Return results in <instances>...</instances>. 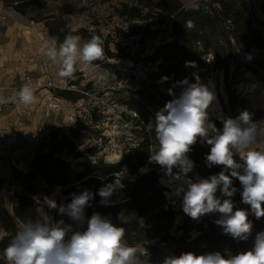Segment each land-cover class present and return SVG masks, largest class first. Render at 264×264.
Returning <instances> with one entry per match:
<instances>
[{"label": "trees", "instance_id": "1", "mask_svg": "<svg viewBox=\"0 0 264 264\" xmlns=\"http://www.w3.org/2000/svg\"><path fill=\"white\" fill-rule=\"evenodd\" d=\"M117 1L113 8L117 17L127 22L147 21L141 23L140 29L136 31L142 36L137 41L139 44L137 54L145 53L143 50L145 38L154 32L151 29L152 25L168 24L172 36L171 41L158 44L152 53L144 55L145 59L157 62L156 69L150 75V83L133 96L122 99L139 115V119H135L134 123L139 125L140 120L143 122L138 145L115 162H106L102 159L94 162L85 161L81 164V171L74 174L64 155H73L77 158L92 155L94 150L80 149L84 142L83 135L78 130L61 124L52 127L47 140L35 147L26 176L30 179L40 178L50 189L63 188L65 198L56 201L58 205H67L72 200V194L78 195L84 190L96 194L86 209V217L90 218L93 213H99L117 226L123 227L127 245H142L146 248L147 255L141 256L146 262L163 264L167 257H178L184 252H194L197 255L220 252L228 256L226 252L234 255L251 249L256 234L264 232V217L256 219L250 211V206L241 202V186L237 179L233 178V186L238 191L231 199L238 203V209L249 211L252 232L247 240L233 239L230 235L224 234L222 228L215 223L216 220L206 217L202 222H196L189 216L184 217L179 226L181 234L174 238L168 230L179 213L163 209V189L157 185L156 172L160 166L149 161L150 155L158 149L154 130L155 113L163 108L167 101L173 99L170 91L176 95L182 91L179 82L187 79L189 84L194 83L195 74L202 75L209 68L221 71L224 82H227L229 60L237 52L249 53L253 48L264 49V37L257 29L247 0H197L195 7H186L182 0ZM3 3L22 17L34 23H42L50 40L57 41V46L68 35H79L85 38V41L92 35L100 36L103 41L104 59L94 61L92 63L94 65L105 64L107 58L128 56L119 42H113L111 47L109 39L102 38L98 32H91L82 27L70 29L61 16L48 12L44 0H3ZM261 10L264 15V0ZM187 21H191L194 26L187 28ZM186 62H194L195 66H186ZM256 62L258 64L256 67L246 68L252 74H258L259 69L264 73V57L262 61ZM260 80L264 84V74L260 76ZM225 86L227 100L221 101V110L225 117L235 118L246 107L247 102L241 95L235 93V89H229L226 84ZM56 95L70 101L80 97L78 93L66 90L57 91ZM135 102L150 113L148 119L135 108ZM150 123H153L151 129L148 126ZM214 124L219 129L222 128L221 121L216 120ZM208 151L209 146L198 139L189 153L193 167L186 178L195 181L223 170L222 166L209 168L206 165L205 155ZM234 158L242 162L239 154ZM145 164L149 167L145 174L137 175L133 181L127 180L122 184L121 200L109 204L101 203L98 190L111 184L113 176L124 169L131 175ZM173 171L179 172L180 169L174 168ZM2 183L3 179H0V189ZM216 196L221 202L227 199L219 190ZM43 211L47 212L46 207L44 204L39 205L35 190L30 185L24 184V193L19 196L16 194V201L10 211L6 207L5 198L0 194V230L4 233L0 237V252H3L24 222L31 220L44 223ZM51 214L54 224L61 219L70 224V218L59 214L58 209H52ZM86 227L87 224L84 223L81 231L86 230ZM191 230H196L198 234L191 237L189 234ZM152 240H157L156 244H165V247L150 243ZM0 264L7 262L1 261Z\"/></svg>", "mask_w": 264, "mask_h": 264}, {"label": "clouds", "instance_id": "2", "mask_svg": "<svg viewBox=\"0 0 264 264\" xmlns=\"http://www.w3.org/2000/svg\"><path fill=\"white\" fill-rule=\"evenodd\" d=\"M193 26L191 21L186 22L187 28ZM81 41L79 35H68L58 46L55 39L51 44L43 45V54L53 64H59L58 75L61 78L73 79L77 63L91 65L104 59L100 36L92 35L90 39ZM186 66L194 67L195 64L186 62ZM179 83L182 91L178 95L170 91L173 99L155 113L158 149L150 155L149 161L165 171L168 177L166 186L175 184L166 196L180 197L186 215L199 220L206 214L219 212L223 216L215 223L224 234L233 239L247 240L252 232V223L248 210H233L231 198L238 191L233 186V178L241 186V202L250 206L256 219L264 217V121H253L252 113L243 110L235 118H223L222 128L215 135H210L209 109L216 100L215 92L199 81L189 84L185 79ZM18 101L25 106L36 102L30 85L26 84L19 90ZM148 126L153 128V123ZM198 139L209 146L205 155L206 165L209 168L222 166L223 170L193 181L186 177L193 167L189 153ZM236 154L240 155L242 162L234 158ZM174 168L180 171L174 172ZM177 181L180 183L176 184ZM218 190L227 199L221 202L216 196ZM114 191L112 184L100 188L97 194L101 203H108ZM95 195L89 190L72 194L67 205H58L55 199L45 196L44 203L48 208L58 209L59 214L67 215L73 222L86 223V230H73L72 225L62 219L55 224L24 222L3 250L7 264H144L141 256L147 255L146 248L127 245L123 227L99 213L86 217V209ZM195 235L193 233V237ZM163 264H264V232L256 234L251 249L234 255L184 252L178 257H167Z\"/></svg>", "mask_w": 264, "mask_h": 264}, {"label": "rangeland", "instance_id": "3", "mask_svg": "<svg viewBox=\"0 0 264 264\" xmlns=\"http://www.w3.org/2000/svg\"><path fill=\"white\" fill-rule=\"evenodd\" d=\"M46 2V9L50 14L61 16L66 25L72 29L76 30L78 28H86L91 32H98L102 38H108L110 41V46L113 47V42H119L120 45L124 48L126 52L137 53L138 48L135 46L142 36L137 34V30L140 29L139 25L147 21H134L127 22L124 19L117 17L114 14L113 8L117 5V0H44ZM186 7H195L197 5V0H182ZM248 6L252 16L255 18L256 26L261 35L264 37V15L261 10L262 0H247ZM0 5H4L3 0H0ZM0 7V30H2L10 20V15H8L4 6ZM11 11V10H7ZM13 15V14H12ZM16 17V16H15ZM24 21L28 19L23 17ZM29 21V20H28ZM41 24V23H38ZM37 24V25H38ZM36 25V23H35ZM153 33L150 37L145 38L144 52L145 54H150L154 48L163 42L171 41V31L168 24L157 25L154 24L151 26ZM85 38H82L81 42H84ZM1 46V44H0ZM2 54V53H1ZM251 56V59L248 57ZM264 57V49L253 48L249 53H236L233 58L229 60V76L227 82H224L221 71L217 69L209 68L204 74L196 75L195 81H199L202 84L208 85L215 92L216 100L209 109V118L208 123L210 125L209 133L210 135H215L216 131L219 129L215 126L214 121H221L224 116L221 110V101L226 102V85L229 86V89H235V93L241 95L247 102L246 107L243 110H247L252 113L253 121L259 122L264 121V84L260 80V76L263 75L262 70H258V74H252L246 67L252 66L256 67L258 64L256 61H262ZM80 64V63H78ZM83 66L82 64H80ZM112 68L113 65H100L95 67L94 70L97 76H104L106 74L105 68ZM110 70V69H109ZM120 99H124L125 96H119ZM135 108L139 109L140 112L144 115L145 119L150 117V113L144 109V107L135 102ZM242 110V111H243ZM241 112V111H240ZM60 123L59 125H61ZM58 125V126H59ZM50 127L53 124H49ZM29 141L23 139H14L11 141L12 147L16 150L17 155L9 156L10 161H14V166L11 170L10 179L8 173L5 169L1 168L0 161V179H3L1 185V190L8 189V186L14 184L16 188L17 195L24 193V184L30 185L35 190L36 199L39 202V205L44 204V197L48 196L55 201H61L65 198L63 188H47L44 182L40 178L30 179L26 176L28 158L30 154L27 152ZM64 158L69 161L71 165V170L74 174L81 171V164L85 161H90L91 159H102L101 156L96 155L94 158H89L87 156H80L75 158L73 155H64ZM109 161H114V158L108 157ZM130 174L127 171H122L111 179V184L115 186V191L113 195L109 198V203L117 202L122 199L123 191L122 184L128 180ZM8 201V198H6ZM51 211H43V220L45 224H54ZM219 214V212H217ZM184 217H188L183 210L176 216L172 222L171 227L169 228V233L175 237H178L181 234L179 226L181 225ZM209 218L210 214L202 216L200 219ZM196 221V220H195ZM197 222V221H196ZM70 224L73 227V230H81L83 225L78 222H73L70 220ZM196 231V230H191ZM157 240H152L150 243L156 244ZM156 245L164 246L163 243H157ZM168 246V245H167ZM228 255L230 253L226 252ZM142 259V258H141ZM143 260V259H142ZM6 261L3 252H0V262ZM7 262V261H6Z\"/></svg>", "mask_w": 264, "mask_h": 264}, {"label": "built area", "instance_id": "4", "mask_svg": "<svg viewBox=\"0 0 264 264\" xmlns=\"http://www.w3.org/2000/svg\"><path fill=\"white\" fill-rule=\"evenodd\" d=\"M135 46L139 49L138 42H135ZM127 54L128 56L123 58H107L106 65H113V67L105 68L104 70L107 72L104 76L96 75L94 68L99 67V64H82L83 66H81L77 63L75 65L73 79L61 78L58 75L59 64L57 63L58 72L56 76L48 78L42 85L43 88L54 94L57 91L66 90L80 95L77 100L68 103L71 112L62 124L78 130L83 135L84 142L80 149L91 148L94 150L92 155L87 156L89 158H94L96 155H99L106 162L118 161L131 149L135 148L141 139L139 132L143 122L140 120L139 125L134 123L135 119H139V115L136 111L130 109L119 96L123 95L125 96L124 99H127V97L136 94L142 87L147 86L150 83L151 73L156 69L157 62L145 59V53L137 54L136 52L132 53L130 51ZM24 80L26 82L30 81L31 77L26 74L24 75ZM89 84L90 86H88ZM14 88L20 90L18 87ZM2 89L4 87L0 83V90ZM17 107L20 109L22 105L19 103ZM49 107L56 113H61L64 110V106L60 104V101L50 104ZM9 129L10 127L7 123H1V168L7 171L10 179L14 163L9 159L10 154L8 152V141L6 137ZM50 129L49 127H42L33 133L27 147V152L32 154L35 147H38L42 141H46ZM150 149L152 150L153 147L151 146ZM108 157L114 158V161H109L107 159ZM95 160L97 159L94 158L90 161L94 162ZM148 170L149 167L147 164L138 167L137 171L129 176L128 181H133L137 175L145 174ZM123 171H126V169ZM156 172L157 185L163 189V209L180 213L183 210L181 198L166 196V193L170 194L172 192L175 184L166 186L168 177L161 167ZM178 183L180 182L177 181L176 184ZM0 194L5 198L7 209L11 208L14 201H16L17 192L15 185L12 184L8 189L3 191L0 189ZM6 198L9 200L7 201ZM233 204L238 209V203L233 201ZM44 205L46 211L51 210L45 203ZM222 216L220 213L213 212L210 213L209 219L217 220L221 219ZM202 220L199 219L196 221L202 222ZM193 233L198 234L197 231H189L191 237H193ZM143 261L144 264H155L146 262L145 260Z\"/></svg>", "mask_w": 264, "mask_h": 264}, {"label": "crops", "instance_id": "5", "mask_svg": "<svg viewBox=\"0 0 264 264\" xmlns=\"http://www.w3.org/2000/svg\"><path fill=\"white\" fill-rule=\"evenodd\" d=\"M3 6L5 12L10 15V20L0 30V83L4 87L0 90V125L7 123L10 127L6 137L11 156L17 155L19 151L12 147V140L24 138L30 141L31 135L39 128L64 123L71 112L68 107L71 101L42 87L48 78L55 77L58 72L57 65L43 54V45L51 44L52 41L42 23L35 25L30 20L24 21L10 6ZM26 74L31 77L30 81L24 80ZM26 84L33 88L36 102L28 106L22 105L19 109V90L14 87L21 89ZM59 101L64 110L61 113L53 112L49 105ZM29 154L27 170L30 168L32 157V154ZM8 210L10 211V208ZM3 234L0 230V237Z\"/></svg>", "mask_w": 264, "mask_h": 264}]
</instances>
